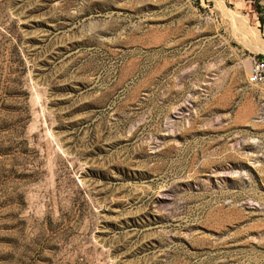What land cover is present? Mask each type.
<instances>
[{
  "label": "rangeland",
  "instance_id": "374dc122",
  "mask_svg": "<svg viewBox=\"0 0 264 264\" xmlns=\"http://www.w3.org/2000/svg\"><path fill=\"white\" fill-rule=\"evenodd\" d=\"M264 0H0V264H264Z\"/></svg>",
  "mask_w": 264,
  "mask_h": 264
},
{
  "label": "built area",
  "instance_id": "2783aa9c",
  "mask_svg": "<svg viewBox=\"0 0 264 264\" xmlns=\"http://www.w3.org/2000/svg\"><path fill=\"white\" fill-rule=\"evenodd\" d=\"M248 79L250 82L259 85L264 90V59H255L251 64Z\"/></svg>",
  "mask_w": 264,
  "mask_h": 264
}]
</instances>
